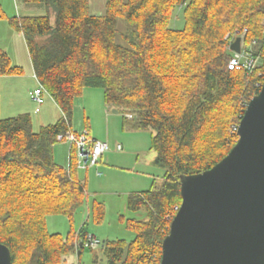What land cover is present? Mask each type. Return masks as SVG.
Here are the masks:
<instances>
[{"label": "trees", "instance_id": "trees-1", "mask_svg": "<svg viewBox=\"0 0 264 264\" xmlns=\"http://www.w3.org/2000/svg\"><path fill=\"white\" fill-rule=\"evenodd\" d=\"M22 2L47 10L9 22L23 35L34 74L61 116L38 132L30 114L0 117V244L11 264H66L73 254L81 260L87 221L79 231L74 224L88 197L87 179L78 177L74 146L69 170L55 162L54 147L73 132L76 100L100 88L124 126L154 132V165L165 173L128 198V210L145 215L120 217L135 239L97 247L108 264H160L182 204L181 176L203 174L230 153L247 106L264 85V0H106L102 16L91 13L90 0ZM177 11L182 29L173 27ZM237 38L242 51L258 58L250 74L228 69ZM24 73L0 48V80ZM92 213L96 224L104 223L105 204L94 201ZM53 215L67 217L66 236L48 231Z\"/></svg>", "mask_w": 264, "mask_h": 264}, {"label": "rangeland", "instance_id": "rangeland-1", "mask_svg": "<svg viewBox=\"0 0 264 264\" xmlns=\"http://www.w3.org/2000/svg\"><path fill=\"white\" fill-rule=\"evenodd\" d=\"M105 4L106 0H90L91 13L95 16L104 15ZM45 15L47 10L43 7L25 5L22 0H0V48L8 53L13 66H20L25 70L24 75L20 76L22 78L15 76L0 80V94L2 92L0 117L6 119L30 114L35 132H38L42 125L55 123L61 113L47 93L44 94L42 106L38 107L33 100V91L40 88V85L33 74L25 39L12 27L9 19L18 16ZM51 23L55 25L54 15L51 17ZM125 26L124 22L120 21L121 31L125 30ZM173 27L176 29L184 27L182 11L175 13ZM117 42L122 43V40L118 38ZM111 109L115 108L105 104L102 89L89 88L76 100L72 116L73 132L87 131L93 138L90 133L92 132L93 136L100 137L99 141L107 143L110 149L102 156L97 167L88 171L78 169L79 179L87 178L88 197L76 217L74 229L79 231L87 221L88 238L94 236L100 244L118 240L131 242L135 239V234L125 228L120 222V217L141 220L145 215L130 212L127 207L128 198L134 192L148 190L153 179L161 182L165 173V170L154 165L156 153L150 149V140L154 132L134 131L127 126L123 127L120 115ZM118 146L121 150H118ZM71 150L72 146L68 138L54 147L55 162L68 170ZM73 161L74 163L76 161L74 148ZM98 173L101 176H98ZM94 201L104 203L106 206L105 220L102 224L93 221ZM47 225L48 231L53 234L66 236L71 230V225L65 216H49ZM87 247L80 261L78 256L73 254L67 258L66 264H108L100 246L93 250Z\"/></svg>", "mask_w": 264, "mask_h": 264}, {"label": "water", "instance_id": "water-1", "mask_svg": "<svg viewBox=\"0 0 264 264\" xmlns=\"http://www.w3.org/2000/svg\"><path fill=\"white\" fill-rule=\"evenodd\" d=\"M242 40L230 50L240 54ZM237 134L236 145L212 169L181 176L182 204L160 264H264V85ZM0 264H11L3 244Z\"/></svg>", "mask_w": 264, "mask_h": 264}, {"label": "built area", "instance_id": "built-area-1", "mask_svg": "<svg viewBox=\"0 0 264 264\" xmlns=\"http://www.w3.org/2000/svg\"><path fill=\"white\" fill-rule=\"evenodd\" d=\"M257 64L258 58L255 57L252 52L242 51L240 54H235L231 58L228 69L230 71L246 72L250 74ZM35 79L37 80L36 76ZM45 93L48 94L46 89L41 85L40 88L33 91V100L38 107L44 104L43 97ZM127 117L131 118V115H127ZM67 138L75 148L77 168L85 171L97 167L102 156L110 150L107 143L91 138L87 131L83 133L71 132L68 134ZM118 150H121L120 146H118ZM98 176H101V174L98 173ZM85 245L95 248L99 245V242L90 237Z\"/></svg>", "mask_w": 264, "mask_h": 264}, {"label": "crops", "instance_id": "crops-1", "mask_svg": "<svg viewBox=\"0 0 264 264\" xmlns=\"http://www.w3.org/2000/svg\"><path fill=\"white\" fill-rule=\"evenodd\" d=\"M32 69H33V67H32ZM33 74H34V71H33ZM34 76H35V74H34ZM19 78H22V77H19ZM30 79V78H29ZM19 81V80H18ZM111 111H114V112H117V110H115V109H111ZM84 113H85V110H84ZM113 113V112H112ZM118 114L120 115L119 117L121 118V121L123 122V120H122V116H121V114L118 112ZM89 123V122H88ZM88 123H85V125L86 124H88ZM123 127H125L124 125H123ZM87 130V129H86ZM91 133V135H92V137L94 138V139H96V140H101L100 139V137H96V136H93V134H92V132H90ZM69 153H70V151H69ZM68 160L70 161V154H69V157H68ZM103 162H104V159L102 160ZM101 161V162H102ZM63 166V165H62ZM64 167V166H63ZM87 179V178H86Z\"/></svg>", "mask_w": 264, "mask_h": 264}]
</instances>
